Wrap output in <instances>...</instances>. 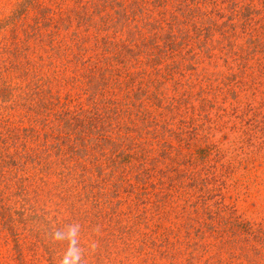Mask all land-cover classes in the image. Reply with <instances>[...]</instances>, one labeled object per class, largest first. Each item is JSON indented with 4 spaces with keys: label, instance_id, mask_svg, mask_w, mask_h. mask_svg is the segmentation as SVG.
<instances>
[{
    "label": "rangeland",
    "instance_id": "374dc122",
    "mask_svg": "<svg viewBox=\"0 0 264 264\" xmlns=\"http://www.w3.org/2000/svg\"><path fill=\"white\" fill-rule=\"evenodd\" d=\"M19 1L0 0V24H3ZM58 1L62 10H57L55 17L64 16L65 19H70L75 16L70 31L75 32L73 28L83 30L84 26L78 25L80 22L77 21L81 15L68 13L70 8L79 7L80 1ZM214 1L205 5L204 9L207 10L214 4L220 8L221 14L232 11L236 15L231 18L229 26L221 25L216 31L213 35L215 40L209 43L207 52H198V58L195 60L197 62H192L194 59L190 58L183 60L184 64L192 62V67L187 68L184 75H168L169 70L163 65L164 68L159 69V75L149 74L147 80H142L141 86L131 91L126 88H108L96 92L90 88L91 79L74 75L73 62L68 65L64 62L56 79L52 73L38 79L39 73L35 74V71H30L29 76H24L22 72L13 76L12 72L6 74V79L17 86L9 98L19 99L21 102L24 90L28 87L36 89L38 83H50L51 87L39 89L37 95L46 105L32 108L33 110L26 107L29 106L28 103L26 106H8L10 100L1 102L0 97V103L6 105L0 107V147L5 152L3 156L12 151L21 152L29 135L39 130L42 133L38 135L39 141L48 143L46 150H50L53 172L43 173V176L39 174L38 169L28 172L31 183L27 193L29 199L25 202L18 196L25 192L23 187L26 189L25 184L28 182H22V179L18 178L13 184L14 187H8V190L14 193L6 200L9 210L13 212L14 224L10 220L4 225L0 218V264H49L50 260L55 264H136L138 258L133 252H130L129 258L124 259L126 251L119 255L110 253L114 249L103 247L97 238L108 236L106 232L109 233V215L120 221L124 229L130 225L133 230L137 227L147 232L151 227H155V220H149L147 223L142 220L137 225V211L145 210L146 213H141V217L148 218L150 208L154 206L150 200L162 197L168 188L161 187H169L170 178L182 181V188L187 189L184 198L193 200L202 194L206 197L181 203V215L176 222H163L169 223L173 229L179 227L177 233L170 234L172 240L177 235H180L181 240L180 253L176 254L177 257L174 255V264H209L212 262V256L218 258L219 246L227 236H230L232 241L228 243V249L224 253L220 252L221 257L225 259L221 264H264V26L261 24L264 17V0ZM194 5H197L196 2H190L189 6ZM30 15L26 19V22H30L27 31L33 29L35 23ZM216 17L211 15L218 23L227 18ZM67 29L62 28L61 34L64 35ZM27 31L24 26L13 28L8 24L1 25L0 67L4 63V56L9 55L8 50H1L4 36L13 41L20 40L18 44L24 47L31 39ZM189 33H192L190 29ZM33 38L31 50L38 46ZM194 45H190L191 51H188V45L184 46L175 57L198 51ZM29 57L36 59L35 53ZM65 58L66 55L61 57V61ZM79 66L81 67L82 63ZM147 68L151 69V66ZM154 71L155 69L152 70ZM0 75L5 77L4 74ZM187 78L186 84L178 81H185ZM0 83H3L2 79ZM156 93L160 94L158 100ZM171 97L179 98L180 103H176ZM94 98L97 99V105L92 104ZM112 98L120 100L115 105ZM114 105L116 112L124 113L119 119L130 123L127 114L136 117L144 116L143 113L147 112L149 121H171L174 133H164L163 137L158 138L150 136L147 132L151 131V126L141 125L144 121L139 120L141 136L124 141L114 137L115 144L111 147L107 145L110 147L109 160L100 165V169H95L93 174L96 179L97 176L106 174L98 188L101 189L105 182L112 200L111 206H104L108 213L103 219H97L98 204L92 199L91 192L88 191L87 199H82L72 193V185L64 186L70 176L76 177L71 178L72 184L84 178L81 177L83 173L72 165L75 159H81V162H84V159L80 158V153L71 151L69 140H59V132L55 129H67L70 126L68 116L70 119L73 113H80V109H86L79 114V118L86 123L87 119L82 115H88L90 111L100 112L102 108L108 109L112 114ZM151 116L153 118H150ZM145 119L147 120L146 116ZM114 122L115 120L106 117L104 125L112 128ZM7 133L11 136H7ZM104 133L100 132L98 137L101 142L106 143V138L102 136ZM178 137L182 140L179 141ZM38 138L26 143L33 145ZM93 138H96V134L86 136L90 143L94 141L91 140ZM138 141L142 143L137 147V155H134L132 145ZM124 142L123 151L117 152ZM208 149L211 154L204 160L202 156ZM98 154L104 156L103 152ZM65 160L68 167L72 166V170L63 166ZM12 161L0 157V168L9 169L6 175L24 174L13 167ZM110 161L113 163L108 166ZM33 163L29 161L28 165L33 167ZM208 164H212V167L208 168ZM87 165H90V162H87ZM137 166L143 169L137 172ZM207 170L215 172L219 179L204 186H201L200 179L195 183L190 180L189 171H195L200 177L205 175ZM138 177H142L149 184H137ZM80 189L84 190V187ZM140 197H144L143 201ZM32 205L39 209L36 211L37 215H34ZM221 206L223 208H219ZM42 209H45V213ZM57 209H60V212ZM191 209L199 218L208 221L221 209L222 213L229 216L230 231L221 234L222 229H219L212 231L210 237L201 236L200 227L195 225L192 228L195 217ZM42 212L44 214L40 215ZM20 213H23V216ZM189 213H192L191 217ZM132 214L137 217L133 218ZM12 224L14 226H11ZM102 228L106 230L101 232ZM210 228L211 225L208 224V229ZM23 235L26 236L25 243L21 242ZM40 236L46 240H39ZM129 236L138 237L135 244L140 242L141 235L134 232L127 234V237ZM72 239L77 240L73 245ZM96 240L101 245L100 252L95 249L94 245L98 246ZM44 242L50 248L43 246ZM145 246L146 251L151 249L150 246ZM154 248L157 249L154 250L157 255L156 263H169V259L160 252L164 246H153ZM92 249L101 253V258L92 256ZM69 251L73 257L62 256ZM75 252L78 260L75 258ZM108 256L115 257L116 262L109 261ZM218 262L216 264H220V261ZM148 264H152V261H148Z\"/></svg>",
    "mask_w": 264,
    "mask_h": 264
},
{
    "label": "trees",
    "instance_id": "16d2710c",
    "mask_svg": "<svg viewBox=\"0 0 264 264\" xmlns=\"http://www.w3.org/2000/svg\"><path fill=\"white\" fill-rule=\"evenodd\" d=\"M79 1V7L73 9L70 8L68 13L69 15H81L78 16L77 21L80 22L78 25L84 26L83 30L73 28L76 31H70L69 28L73 26L72 22L75 16H71L70 19H65L64 16L59 18L55 17V12L59 9L62 10L61 3L58 0H20L10 15L5 18L3 24H0V27L1 25L7 24L13 28L24 26V30L27 31L28 23L30 22H26V19L31 13H34L32 16L30 15L31 19L34 18L35 23L33 29L27 31L28 36L31 38L27 45L21 47L18 44L20 40L18 41L16 39V41H13L10 40L8 36H4L3 38V46L1 50H8L9 55L4 56V63L0 67V74L5 75V77L0 75V79L3 80V83H0L1 102L9 99L11 103L7 104L8 106H26L28 103L29 106L26 107L29 109L45 107L46 103L41 100L40 96L37 95V92L40 88L51 87L50 83H45L43 85L38 83L36 84V89L28 87L27 90H24L21 102L19 99L9 98L17 86L11 84V82L6 79V74L12 72L13 76L17 72H22L24 73V76H29L30 71H35V74L39 73L37 76L38 79H43V76L48 73L54 74L56 79V77L60 75L59 71L64 62H67L66 65L73 62L74 64L72 68L74 70V75L91 79L92 85L90 88L96 92L108 88H126V90L131 91L133 88L141 86L142 80L145 78L147 80L149 74L159 75V69L164 68L163 65L169 70L167 71L168 75H173L174 73L184 75V71H186L187 68L192 67L191 63L197 62L195 60L198 58V52L200 50L208 51L210 47H208V45L211 41L215 40L213 35L221 25L229 26L231 24V18L236 15L232 11L223 15L220 13V8L215 7L214 4L210 8H207V10L204 9L205 5L207 6V4L212 1L215 2L214 0ZM190 2H196L197 5L190 7ZM94 14L97 16L95 17ZM213 14L215 17L217 16L216 18L220 16H227V18L218 23L217 19L213 20L211 18V15ZM196 18L199 19L197 20ZM261 24L264 26V17L261 19ZM62 28H68L66 33L64 32V35L61 34ZM189 29L192 33H189ZM32 38L35 39L38 44L37 48L34 50L30 49ZM194 43L198 48V51H194L190 55L184 53L179 57H175L181 52L184 46L188 45V51H191V49H189L190 45H194ZM34 53L36 59L29 57ZM64 55H66V58L61 61V57ZM186 58L194 60L184 64L183 60ZM81 63L82 66L80 67L79 64ZM150 66L151 69H148L147 67ZM154 69L155 71L152 72ZM35 74L33 76H35ZM187 80L188 78L185 81L182 79H179L178 81L186 84ZM155 96L157 100L160 98V94L158 93H156ZM171 98L176 103H180L179 98ZM111 100L116 105L120 99L112 98ZM92 104L97 105L96 98L92 100ZM115 105L113 106L112 114L108 109L102 108L100 111L101 113L99 111H90L88 115H82L84 119H87L86 123L79 118V114L86 109H80V113H73L70 119L68 116V124H70V126H68L67 129L63 130L59 127H56L55 129L56 132H59V140H69L68 144L72 145L70 146L72 147L71 151L73 153H80V158L83 157L84 159V162H81V159H75L72 161L74 169H79L83 173V176L81 177L84 178L81 181H76L75 184H72L73 180H71V178L75 176H70L67 182L64 180V182H66L64 186L67 184H69V186L72 185V187H70L72 193L82 199H87L89 196L88 191H90L92 199L98 204L97 219H100V217L103 219L104 215L108 213L104 206H111L112 200L110 199L109 189L106 188L105 182L101 189L98 188L106 174L97 176V179L93 178L95 176L93 174L95 169H100V165H104L103 163L109 160L108 156L110 155V152L108 151L110 150L109 148L115 144V142H113L114 137L120 138L121 141H124L125 139L130 140L131 138L141 136V129L139 128L140 126L138 123L139 120L144 121L141 125L148 127L151 126V131L147 132L150 136L158 138L163 137L164 133H174L171 121L169 123H167L166 120L159 122V120L153 121V119H150L149 121V113L147 114V112L143 113L144 116L138 115L136 117L127 114L126 116L130 123L125 121V119H119L124 113L121 111L116 112ZM5 106L6 105L3 106L0 103V107L3 108ZM167 107H169V105H167ZM145 116L147 120L145 119ZM106 117L109 118V120H115V122L112 123V128L104 125ZM150 118H153V116ZM11 131L12 130L10 129L9 132ZM100 132H105L102 136L106 138L104 139L106 143L101 142V138L98 137ZM39 133L42 134L41 131L37 130V132L29 135L28 139H26L23 144L21 152L12 151L10 154H5L3 156V153L5 152L2 151L3 149L0 147L1 159L4 157V159H9V162L10 159L11 161L13 160V167L18 169L19 173H24L21 175L8 176L6 173H9V169L6 168L3 170L0 168V218L4 225L10 220L14 224L13 212L9 210L6 204L7 198L14 193L11 192V190H8V187L11 188L15 183V180L18 178L22 179V182H28L25 184V186H27L26 189L23 185H20L25 192L23 191L24 193H21V195L18 196L20 200L25 202L29 199L27 193L31 183L29 180L31 179V176L28 172L38 169L39 174L42 176L43 173L47 174L53 172V160L50 157V150H46L48 143H41L39 141ZM9 134L10 133H7V136H11ZM93 134H96V138L91 139L94 141L90 143L87 141L88 139H86V136ZM36 138H38V140L35 144L29 145L26 143L27 141H35ZM178 139L179 141L182 140L181 137H178ZM141 143V141H138L132 145V152H134V155H137V147H139ZM107 145L110 147H107ZM122 146H125V142L122 143L119 149H117V152L123 151ZM100 152H103L104 156H100L98 154ZM209 154H211V152H209L208 149L207 153L202 156L204 160L207 159ZM14 160H16V162H14ZM20 161L21 163H17ZM29 161L34 162L33 167L28 165ZM66 162L67 160L64 161L63 166L72 170V166L68 167L69 165ZM87 162H90V165H87ZM55 163L57 165V160ZM112 163L113 162L110 161L108 166ZM207 167H212V164H208ZM136 168H138L137 172L143 169L139 166ZM114 169L115 167L112 168L113 171ZM90 170H92L90 173H86ZM188 174L191 177L190 180L194 183L200 179L202 181L201 186L219 179L216 173H211L210 170H207L205 175L202 174L200 177L195 171H189ZM170 179L171 183L169 184V187H161L163 189L168 188L165 191L163 190L162 197H154V199L150 200L151 204L154 206L150 208L148 218L145 217L146 219H142L141 217V213H146L145 210L140 212L137 211L138 217L132 214L133 218H139V220H137V225L138 222H141L142 220H145L146 223L149 220H155V227H151L147 232H143L137 227L133 230L130 225L128 228L124 229L120 221L113 219L112 215H109V218H107L110 223L109 233L106 232V235L108 236L105 238H97L101 245L103 247L113 248L114 251H111L110 253H115L116 255L126 251L127 255H124V259L129 258L128 255H130V252H133L136 258H138L136 259V264H148V261H152V264H155L157 262L155 251L157 249H153V246L161 245L164 246L160 251L161 254L169 259V263L167 264H174L176 259L174 255L180 253L179 244L181 243V240H179L180 235H177L174 240L170 238L171 233H177L179 231V227L177 226L176 229H173L170 222L175 223V220L181 215L179 206L181 203L187 201L191 202L199 198L206 199V197L202 194L200 197L196 196L193 200L188 197L184 198V195L187 194L185 193L187 192V189L182 188V181L172 178ZM136 182L137 184H149L146 183L142 177H138ZM183 185L185 184L183 183ZM80 187H84V190H81ZM180 188L181 190H179ZM140 198L143 201L144 197ZM179 200L182 201L179 202ZM36 208L37 207L32 205L31 209L35 212L34 215H37L36 211L39 210ZM219 208L223 207L221 206ZM42 210L45 213V209ZM57 211L60 212V209H57ZM191 211L194 213L195 217V220H193L194 222H192V228H194L195 225L200 227L202 231L201 236L206 238L210 237L212 231L219 229H222L221 234L230 231L229 216L222 213L221 209L217 210L211 216L209 221L199 218L198 214L193 209H191ZM43 212L40 215H43ZM87 213L89 214V212ZM20 214L23 216V213ZM189 214L191 217L192 213ZM165 221L170 224L163 223ZM13 224L11 226H14ZM208 224L211 225L210 229H208ZM22 228H24V226ZM104 230L106 229L102 228L101 232ZM134 232L137 235H141L140 242L137 244L135 243L138 242V237H127V234H133ZM116 233H119V235ZM25 237V235L21 237V242L25 243L27 241ZM43 238L44 237L40 236L38 239L41 240ZM176 241L177 245H175ZM231 241L230 236L223 239L222 245H220L218 249L219 252H217L218 258L216 259V256H212V262L209 264H216L218 261H220V264L221 262L224 263L223 261L225 259L221 257L220 252L224 253L226 249H228V243ZM71 242V245H73L77 240L72 239ZM96 242L98 243V246L94 245L95 249L100 252L101 245L97 240ZM120 242H122V245H120ZM133 245L135 246L133 247ZM145 245L150 246L149 248L151 249L146 251ZM43 246L50 248L45 242L43 243ZM99 252L92 249L91 255L95 257L97 256L99 259L101 258V253L99 254ZM147 252H149V254ZM71 254L72 252L69 251L68 254L62 256L73 257V254ZM75 255V258L78 260L76 252ZM114 258L113 256H108L109 261L116 262ZM50 259L52 258L50 257ZM64 260L66 261V259ZM49 264L55 263L50 260Z\"/></svg>",
    "mask_w": 264,
    "mask_h": 264
}]
</instances>
